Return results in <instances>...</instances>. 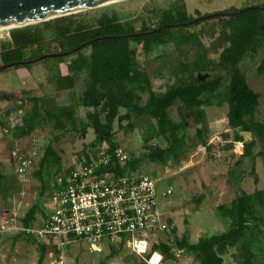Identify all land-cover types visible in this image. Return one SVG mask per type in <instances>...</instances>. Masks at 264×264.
<instances>
[{
	"label": "trees",
	"instance_id": "16d2710c",
	"mask_svg": "<svg viewBox=\"0 0 264 264\" xmlns=\"http://www.w3.org/2000/svg\"><path fill=\"white\" fill-rule=\"evenodd\" d=\"M248 1L251 3L241 7L231 6L208 13L201 9L191 13L187 0L174 1L168 7L155 6L141 14H124L109 5L93 14L82 11L10 29L9 37L0 39L2 65L54 59L47 68L48 82L58 91L67 92L68 102L58 105L51 100L47 104L42 97L22 91L20 103L0 116L1 126L15 138L30 136L37 127L50 126L61 134L86 133L93 128L95 139L80 155L90 160L107 143L112 158L102 169L123 175L137 171L143 158L129 157L127 163L120 166L114 155L119 149L115 141V122L118 121L119 128L133 131L140 121L153 119L152 136L164 138L168 146L151 149L145 158L163 164L177 157L181 144L184 145L179 133L187 132L189 118L197 126L195 136L201 139L199 144L210 150V145L202 138L208 129L205 107L227 104V120L234 135L228 148H232L233 143H242V156L254 157L258 145L264 150V122L256 119L261 95L250 88L240 63L246 56L264 50V0ZM209 21L214 22L208 28L191 29ZM215 27L219 30L216 40L220 42L215 49L219 52L216 60L210 57V48L201 38L214 33ZM166 44H173L180 58L169 68L165 90L156 91L151 72L138 59L139 51L147 56ZM48 54L63 56L44 58ZM63 63L65 72L60 66ZM257 73L264 75V57ZM12 98L13 93H0L2 100ZM27 105L30 106L22 116L23 123L12 130L8 125L9 116ZM79 108L86 109L85 122L78 117ZM173 108L179 110V121L171 116ZM124 121L126 125L122 124ZM54 140L58 141L59 136ZM51 159L62 171L61 154L50 143L40 160L41 165L44 167ZM4 178L5 174L0 171V185ZM38 210V203H34L20 218L25 227H32ZM217 210L231 220L227 231L201 237L196 243L190 241L188 234L178 236L174 231L172 238L155 243L147 257L158 252L162 261L176 260L174 250L180 249L199 264H224L223 255L230 247H236L241 254V264H255L257 255L253 248L262 232L260 226L264 224V217L260 215L264 212V190L240 194L230 206L221 204ZM19 233L14 242L22 235L32 240V235ZM122 249L112 248L108 257L119 254ZM38 250L36 264H44L51 249L39 242ZM52 251L59 254L56 248ZM140 264L147 263L142 260Z\"/></svg>",
	"mask_w": 264,
	"mask_h": 264
},
{
	"label": "rangeland",
	"instance_id": "374dc122",
	"mask_svg": "<svg viewBox=\"0 0 264 264\" xmlns=\"http://www.w3.org/2000/svg\"><path fill=\"white\" fill-rule=\"evenodd\" d=\"M174 1L178 0H121L105 6L112 5L113 9L124 14H141L147 13V10L155 6L168 7ZM187 2L191 13L195 9L208 13L251 3L248 0H187ZM99 9L101 7L86 11H91L93 14ZM213 22L209 21L191 29L200 31L201 28L213 25ZM10 29L12 28L0 30V39L8 38ZM218 33L219 30L215 27L211 35L201 36L210 48V57L215 60L219 53L215 49L220 44L216 40ZM262 57L264 50L254 56L248 55L240 63V68L245 73L250 88L261 95L256 119L264 122V75L257 73ZM179 58L180 55L173 44L157 47L147 56L140 50L138 56L142 65L151 72L156 91L165 90L166 81L170 76L169 68L177 63ZM52 61L54 59H45L0 71V93H13L12 100L0 99V116H3L7 109L14 108L20 103L22 91H26L28 95L42 97L47 104H50L51 100L58 105H65L68 102L67 92L58 91L48 82L47 68ZM60 66L65 72L66 64ZM77 90L80 91L81 88L78 87ZM29 106H25L20 111H13L8 118V125H21L23 113ZM205 111L208 129L202 138L210 145V150L199 144L201 139L195 136L197 126L194 125L193 119L189 118L187 132L179 133L180 137L183 136L184 145L181 144L177 157L163 164L152 163L145 158L151 149L168 146L164 138L152 136V127L155 125L153 119L140 121L133 131L119 128L118 121L114 124L118 147L129 157L143 158L139 169L131 173L151 175L157 180V186L162 192L168 188L172 189L169 196L159 201V209L164 218L175 223V229L167 233V236L162 235L163 239L172 238L176 231L178 236L188 234L190 241L196 243L201 237L225 232L229 229L231 220L222 216L217 207L221 204L230 206L232 200L240 194L264 190V150L258 145L254 157H244L243 144L233 143V147L229 149L228 145L233 142L234 135L227 120L228 105L205 107ZM121 113L124 114L125 111L122 110ZM171 116L175 121L180 120L178 108L171 110ZM78 117L86 121L85 108L78 109ZM122 124L126 125L127 121ZM5 130L0 125V162L3 165L0 171L5 174L0 185V223L14 216L19 225L20 218L25 215L29 207L38 203L39 210L32 226L39 227L50 213V199L58 187V179L64 177V173L77 159V155L88 148L95 139V132L93 128H89L86 133L68 131L61 134L60 131H53L50 126H45L37 127L30 136L16 139L12 137L11 131ZM56 135L59 136L58 141L54 140ZM245 135L247 139L250 138L249 134ZM146 137L149 138L148 142ZM50 143L61 154L62 171H59L52 159L44 167L41 165L40 160ZM13 152L34 156V164L25 175L16 174ZM260 215L264 217V212ZM260 228L262 232L258 234V241L253 248L257 255L255 264H264V224ZM17 235L20 233L16 230L0 234V264H36L39 258V241L34 237L30 240L22 235L14 242ZM64 251L66 254L64 256L61 254L59 257L54 251L49 250L44 264H140L142 262L140 256L133 254L127 248L113 257H108L109 248L101 253L91 252L85 242H74L69 247L66 246ZM240 256L236 247H230L223 255L224 264H241ZM160 264L199 263L193 256L184 252L176 260H163Z\"/></svg>",
	"mask_w": 264,
	"mask_h": 264
},
{
	"label": "built area",
	"instance_id": "2783aa9c",
	"mask_svg": "<svg viewBox=\"0 0 264 264\" xmlns=\"http://www.w3.org/2000/svg\"><path fill=\"white\" fill-rule=\"evenodd\" d=\"M108 149L104 143L90 160L77 155L69 174L58 179L59 186L51 195V210L43 224L25 227L22 222L18 225L13 216L0 223V234L16 230L32 235L49 249H58L59 257L66 254V246L85 242L91 252L122 247L151 264L158 253L147 257L152 246L175 229V223L165 219L159 209L160 199L169 196L172 189L160 191L157 180L149 174L104 171L103 165L112 158ZM17 153L13 152L15 170L22 176L33 166L34 156ZM114 155L122 167L129 160L120 148ZM174 253L180 257L184 252L175 249ZM161 261L160 255L158 264Z\"/></svg>",
	"mask_w": 264,
	"mask_h": 264
},
{
	"label": "water",
	"instance_id": "95a60500",
	"mask_svg": "<svg viewBox=\"0 0 264 264\" xmlns=\"http://www.w3.org/2000/svg\"><path fill=\"white\" fill-rule=\"evenodd\" d=\"M121 0H0V30L17 28L63 17L93 8L102 7ZM63 54H48L47 57H58ZM33 61H20L0 66V71Z\"/></svg>",
	"mask_w": 264,
	"mask_h": 264
},
{
	"label": "bare ground",
	"instance_id": "6f19581e",
	"mask_svg": "<svg viewBox=\"0 0 264 264\" xmlns=\"http://www.w3.org/2000/svg\"><path fill=\"white\" fill-rule=\"evenodd\" d=\"M159 259H160V254L159 253H156L151 261V264H158L159 262Z\"/></svg>",
	"mask_w": 264,
	"mask_h": 264
},
{
	"label": "crops",
	"instance_id": "0c3cea01",
	"mask_svg": "<svg viewBox=\"0 0 264 264\" xmlns=\"http://www.w3.org/2000/svg\"><path fill=\"white\" fill-rule=\"evenodd\" d=\"M19 111H20V110H19ZM21 112H22V111H21ZM24 113H25V112H24ZM24 113H23V114H24ZM10 120H12V119H10ZM0 125H1V122H0ZM10 127H13V126L10 125ZM12 129H13V128H12ZM12 137L15 138L13 135H12ZM16 139H18V138H16ZM241 144H242V143H241ZM229 149H230V148H229ZM0 167H3V165H2L1 162H0ZM46 220H47V219H46Z\"/></svg>",
	"mask_w": 264,
	"mask_h": 264
}]
</instances>
